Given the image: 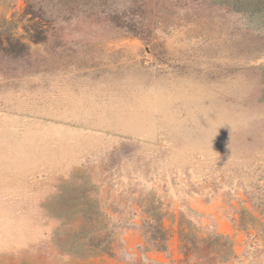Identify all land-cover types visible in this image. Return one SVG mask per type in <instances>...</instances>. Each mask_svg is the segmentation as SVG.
<instances>
[{
    "label": "rangeland",
    "instance_id": "1",
    "mask_svg": "<svg viewBox=\"0 0 264 264\" xmlns=\"http://www.w3.org/2000/svg\"><path fill=\"white\" fill-rule=\"evenodd\" d=\"M256 6L0 0V264H103L127 230L163 264H264Z\"/></svg>",
    "mask_w": 264,
    "mask_h": 264
},
{
    "label": "crops",
    "instance_id": "2",
    "mask_svg": "<svg viewBox=\"0 0 264 264\" xmlns=\"http://www.w3.org/2000/svg\"><path fill=\"white\" fill-rule=\"evenodd\" d=\"M120 245L115 248L113 246V253L98 256L97 262L103 264H135V262L142 256L151 257L157 259L163 264V252L159 250H142V236L136 230H127L123 233L121 239H119Z\"/></svg>",
    "mask_w": 264,
    "mask_h": 264
},
{
    "label": "trees",
    "instance_id": "3",
    "mask_svg": "<svg viewBox=\"0 0 264 264\" xmlns=\"http://www.w3.org/2000/svg\"><path fill=\"white\" fill-rule=\"evenodd\" d=\"M200 2H202V0H200ZM240 2V1H239ZM259 4L262 5V6H259L257 8H255L254 10H252V14H258V13H264V1L263 0H259ZM36 16H33L30 18V20H34ZM33 38H37L36 36H32ZM254 203H258L257 205L259 206H262L263 205V201H262V198L261 196H257L255 197L254 196ZM160 213L159 212V208L154 206L153 208H149V210L147 211L151 217L155 218L156 216V213ZM156 220H159L158 218ZM101 229H105L107 231V234L106 236L102 237V236H99V235H96V237L98 238V241L97 242H92L91 244H89V246H92L94 248V250H89L88 246H85L83 244V242H80V240H75L74 242H72L69 246V248H66V250L68 252H73V253H85L87 252L88 250L90 251V253H101V252H108L110 251V246L112 245V240H109V235H110V232L111 230L108 228V227H103ZM100 229V230H101ZM159 229L160 231L162 232V236H161V239H164V241H167V230H163V227L162 226H159ZM98 230V229H97ZM108 241V242H107ZM164 246V247H163ZM162 246V248H165V244ZM95 249H99V250H95Z\"/></svg>",
    "mask_w": 264,
    "mask_h": 264
}]
</instances>
